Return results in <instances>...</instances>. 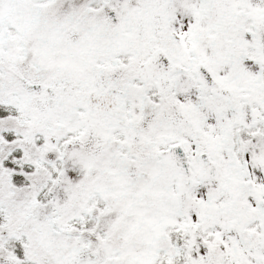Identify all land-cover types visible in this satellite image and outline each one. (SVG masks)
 Listing matches in <instances>:
<instances>
[{
    "label": "snow or ice",
    "instance_id": "6c2138e0",
    "mask_svg": "<svg viewBox=\"0 0 264 264\" xmlns=\"http://www.w3.org/2000/svg\"><path fill=\"white\" fill-rule=\"evenodd\" d=\"M0 264H264V0H0Z\"/></svg>",
    "mask_w": 264,
    "mask_h": 264
}]
</instances>
